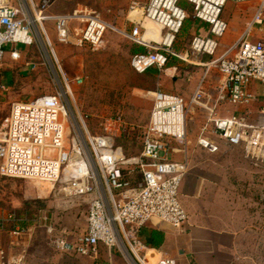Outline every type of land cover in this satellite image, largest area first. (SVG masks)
I'll use <instances>...</instances> for the list:
<instances>
[{"label":"built area","instance_id":"built-area-1","mask_svg":"<svg viewBox=\"0 0 264 264\" xmlns=\"http://www.w3.org/2000/svg\"><path fill=\"white\" fill-rule=\"evenodd\" d=\"M181 0H149L144 6L145 18L164 29L161 41H146L138 23L130 30H120L128 39L145 47L136 52L131 66L138 73L151 68L162 71L173 59L198 64L192 55L210 56L205 62L222 75L223 82L213 101L203 102L206 95L203 80L197 85L190 101L184 96L162 89L151 91L152 109L144 128L142 150L127 157L122 146L115 142V132L121 118H107L101 132L91 134L86 117L73 125L72 141L69 107L65 90L38 95L32 99H17L3 119L0 136V174L13 178H29L61 184L70 195L91 193L86 226L81 233L66 227L49 225L54 235V247L62 253L96 257L101 246L119 251L129 264H147L141 230L154 221L182 227L188 214L181 199V185L188 174L189 155L188 104H198L208 111L206 123L196 139L203 151L216 153L223 145L240 147L247 158L264 161V108L226 112L225 106L248 108L259 99L252 89L255 82L264 83V38L253 39L251 31L264 19V0H185L192 6L194 18L206 26L194 34L185 51L173 44L189 16ZM51 0H41L32 6L0 0V66L4 62L6 45L11 44V57L18 60L19 45L36 44L40 22L55 19L61 42L77 41L93 49L104 44L108 30H119L96 12L75 11L49 14ZM228 2L257 4L251 23L241 37L219 55L221 38L229 28L223 16ZM132 3V8L136 6ZM34 10V18L31 12ZM85 22L79 36H74L71 24ZM39 23V26L38 24ZM40 27V28H39ZM78 82H82L80 77ZM67 83V78H65ZM6 85L0 72V103ZM224 107V108H223ZM182 154V159L174 157ZM138 174V178L133 176ZM26 219L11 211L0 217V232L18 239L37 225H26ZM0 264H28L25 255L11 256L0 246ZM153 264H176V259L164 257Z\"/></svg>","mask_w":264,"mask_h":264},{"label":"rangeland","instance_id":"rangeland-1","mask_svg":"<svg viewBox=\"0 0 264 264\" xmlns=\"http://www.w3.org/2000/svg\"><path fill=\"white\" fill-rule=\"evenodd\" d=\"M32 1L35 4L41 2V0H11L13 4L27 3L29 7L32 6ZM51 1V6L47 10L49 14L75 11L96 12L120 29L108 30L102 47L93 49L77 41L61 42L58 38L55 19L44 20L43 27H39L36 44L28 48L24 45L17 47L24 53L27 51V60L33 62L32 66L35 68L20 76V69L25 66L20 63L21 58L16 60L15 66L10 67L8 74L12 82L5 84L7 89L0 103V136L3 119L10 110L9 99L14 97V99L28 100L63 89L66 91L72 130L67 137V145L72 141L73 125L80 122V116L86 117L91 134L101 132L107 118L120 117L121 122L119 129L115 132V142L123 147L127 157L138 155L142 150L143 132L152 109L150 92L162 89L178 93L189 102L194 93V88L192 89L191 86L194 83V85L197 84L196 80L207 72L208 67L173 59L162 71H158L162 74L159 85L151 76L138 73L133 69L132 56L136 52L144 51L145 47L134 43L120 31L125 30L122 27L130 25V20L133 19L141 25L146 41L162 40L164 29L161 26L148 20V24H145L143 11L145 5H140L141 18L134 19L131 14L133 9L130 8V0H122L118 6L106 0ZM180 5L188 10L191 9L190 3L185 0H181ZM231 5L232 2H228L225 7L224 14L229 20V28L220 39L217 55L232 44L238 28L245 27V23H241V20L246 19V16L251 14L257 6L255 2L235 3L233 8H230ZM31 14L34 18V10ZM39 23H37L38 26ZM84 26L85 22L75 20L71 24L72 34L79 36ZM204 26L207 27V25ZM132 27L128 26V30ZM200 27L199 21L194 18L190 10L189 17L174 41V49L178 51L188 49L192 37L199 33ZM12 47L11 44L6 45V57ZM201 58L209 61L212 57L206 55L198 57L191 53L189 56V59L193 61H199ZM154 71L155 68L148 70V72ZM210 74L216 79L223 78L213 66L210 68ZM78 77L82 79V82H78ZM252 105L256 108L263 105L260 108H264V103L261 102H255ZM234 107L229 106L226 112H233ZM256 108L252 110L256 112ZM204 117L202 106L188 104V147L191 159L199 158L200 160L201 155L206 154L196 145L199 127ZM216 154L218 155L216 165L219 170L225 171L229 185L233 186L235 207L251 217L259 215L264 218V161H252L246 157L244 150L240 147L223 145L222 150ZM199 162L191 163L189 172ZM133 177L138 178V174ZM38 183L43 182L0 174V217L14 211L18 216L26 219L23 222L26 225L37 222L36 227L30 233L20 236L15 245L11 243V236L7 232H0V246L9 252L27 254L29 261L33 264H40V258L43 256L48 259V264H62L65 256L55 249L54 235L49 234L47 227L53 225L58 230L66 227L76 234L81 233L86 226L92 194L70 195L64 191L61 184H57L54 189L50 188L47 193H41ZM101 253L111 256L104 246ZM111 257L112 264L116 263L117 258H121L124 264H129L117 250L112 251ZM81 260L77 258V261Z\"/></svg>","mask_w":264,"mask_h":264},{"label":"crops","instance_id":"crops-1","mask_svg":"<svg viewBox=\"0 0 264 264\" xmlns=\"http://www.w3.org/2000/svg\"><path fill=\"white\" fill-rule=\"evenodd\" d=\"M106 1L118 6L119 2L122 0ZM133 2L139 5H146L149 0H130L131 9H133ZM234 4L235 3L232 2L230 8L235 7ZM119 8L121 9L123 7ZM254 12L255 10L246 16V19L241 20V23H245V27L243 29L242 26L238 28L234 41L241 37L251 23ZM131 14L134 19H140L142 16L140 10H133ZM225 18L227 19L226 16ZM130 21L132 24L130 22V25L127 24L122 28L128 30V26H134V23H136L135 20L132 19ZM40 24L43 25V21L40 22ZM145 24H148L146 19ZM257 25L258 27L255 26L251 31V37L253 39H262L264 38V19ZM26 53L27 51L25 53L21 51L20 63H23L25 66L20 69V76L27 74L29 70L35 68L32 66L33 62H28ZM198 62L200 66H206L205 62L208 61L202 60L201 58ZM16 64V60L12 59L9 51V55H7V57L5 56L4 62L0 66V72L5 84L12 82V79L9 78L8 71L10 67ZM158 71L159 70L155 68L154 72L147 71L145 74L151 76L154 79L153 81L160 85L162 74ZM206 71L207 72H204V74L196 80L197 84L194 85V83L191 88H194V92L197 85L203 80L206 92L203 102L210 101L211 103L217 96L223 78L221 80L216 79L211 76L210 69ZM16 78L17 76L15 79ZM252 89L257 92L259 97L255 102H261L263 104L264 83L255 82L252 85ZM13 99L14 97L9 99L11 103L17 100ZM229 106L232 105L225 106L226 111ZM262 106L263 105H259V107L256 108L251 104L248 108L234 107L235 110L233 112L245 110L253 111L252 109L256 108V112H253L258 113ZM204 114V121L199 127V132L206 123L208 117V111L205 109ZM204 152H206V154L204 153L201 155L200 160H198L199 158L197 160L191 159L190 156L192 164L200 161V165H195L191 169L192 171L185 176L181 185L180 199L188 214L186 223L180 228H175L169 224L154 221L152 224H148L142 228L141 234L146 245L145 254L146 261L148 262L147 264H153L158 259L164 257L175 258L176 264H264V218L259 215L251 217L241 212L238 207H235L233 186L229 185L225 171L222 169L219 170V167L216 165L218 158L216 153L218 152L215 154L207 151ZM174 157L180 160L182 159V154L174 153ZM153 230L163 235L161 243H154L153 237L150 236V232ZM17 242V239L11 237L12 244L15 245ZM102 248L103 246L100 247L99 254L96 257L60 252L65 256L62 264H75L73 263L74 261L77 262L76 264H112V257H108L107 253V255H102ZM8 253L11 256L25 255L28 264H33V262L29 261L25 253H13L9 251ZM77 258L82 260L77 261ZM115 261L116 263L114 264H124L121 258H117ZM40 264H48V259L45 256L41 257Z\"/></svg>","mask_w":264,"mask_h":264},{"label":"bare ground","instance_id":"bare-ground-1","mask_svg":"<svg viewBox=\"0 0 264 264\" xmlns=\"http://www.w3.org/2000/svg\"><path fill=\"white\" fill-rule=\"evenodd\" d=\"M133 10H140V11H142V9L140 8V5L139 4H136V6H134V8H133ZM39 19H42V17H40L39 15H38V17L36 18V20L37 21H39L40 22V20ZM146 20H148V21H151V20H149V19H147V18H145ZM151 22H153V21H151ZM144 37V36H143ZM144 39L146 40V38L144 37ZM162 39H163V37H162ZM196 63V62H195ZM38 185H39V187H40V191H41V193H47L48 191H49V189L52 187V184H50V183H38ZM51 193H52V191H51ZM50 193V194H51Z\"/></svg>","mask_w":264,"mask_h":264},{"label":"trees","instance_id":"trees-1","mask_svg":"<svg viewBox=\"0 0 264 264\" xmlns=\"http://www.w3.org/2000/svg\"><path fill=\"white\" fill-rule=\"evenodd\" d=\"M191 5V4H190ZM190 10H192V6H191V9ZM189 10V11H190ZM189 17V16H188ZM196 19V18H195ZM187 20V19H186ZM199 21V20H198ZM186 22V21H185ZM199 23H200V25L201 26H203L204 25V23H202V22H200L199 21ZM185 24V23H184ZM150 236H152L153 237V241H154V243L155 244H158V243H161V241L163 240V235L160 233V232H158V231H151L150 232Z\"/></svg>","mask_w":264,"mask_h":264}]
</instances>
